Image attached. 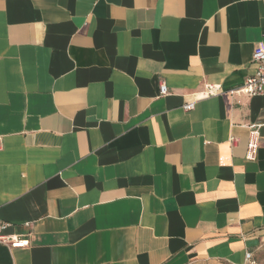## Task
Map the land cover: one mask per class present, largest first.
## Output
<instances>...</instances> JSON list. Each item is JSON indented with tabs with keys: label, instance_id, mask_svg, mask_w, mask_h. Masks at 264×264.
I'll return each mask as SVG.
<instances>
[{
	"label": "crops",
	"instance_id": "1",
	"mask_svg": "<svg viewBox=\"0 0 264 264\" xmlns=\"http://www.w3.org/2000/svg\"><path fill=\"white\" fill-rule=\"evenodd\" d=\"M264 0H0V264H230L264 241ZM168 93L159 94V84Z\"/></svg>",
	"mask_w": 264,
	"mask_h": 264
},
{
	"label": "built area",
	"instance_id": "2",
	"mask_svg": "<svg viewBox=\"0 0 264 264\" xmlns=\"http://www.w3.org/2000/svg\"><path fill=\"white\" fill-rule=\"evenodd\" d=\"M252 63L255 66L253 74L247 76L243 83L235 89L225 90L220 83L217 82H205L202 89L191 92L188 98L183 102L182 108L184 110H191L195 104L203 99L211 96L218 95L223 91L230 93L238 92L248 95H254L264 92V41H259L254 47L252 53ZM167 86L161 82L159 84V94H167ZM260 126L263 124H251L250 136L247 143L248 158H253L256 154V150L260 144L261 136L258 132ZM8 223L0 218V243L6 244L10 247H22L29 243L27 236L23 237L15 233L6 232ZM230 264H258L256 256L252 251H245L241 262H231Z\"/></svg>",
	"mask_w": 264,
	"mask_h": 264
},
{
	"label": "rangeland",
	"instance_id": "3",
	"mask_svg": "<svg viewBox=\"0 0 264 264\" xmlns=\"http://www.w3.org/2000/svg\"><path fill=\"white\" fill-rule=\"evenodd\" d=\"M257 258L258 264H264V241L259 248L254 252Z\"/></svg>",
	"mask_w": 264,
	"mask_h": 264
}]
</instances>
